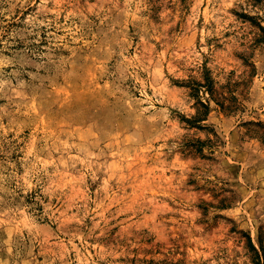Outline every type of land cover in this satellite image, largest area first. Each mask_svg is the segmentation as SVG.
<instances>
[{
  "label": "rangeland",
  "instance_id": "1",
  "mask_svg": "<svg viewBox=\"0 0 264 264\" xmlns=\"http://www.w3.org/2000/svg\"><path fill=\"white\" fill-rule=\"evenodd\" d=\"M0 264H264V0H0Z\"/></svg>",
  "mask_w": 264,
  "mask_h": 264
},
{
  "label": "trees",
  "instance_id": "2",
  "mask_svg": "<svg viewBox=\"0 0 264 264\" xmlns=\"http://www.w3.org/2000/svg\"><path fill=\"white\" fill-rule=\"evenodd\" d=\"M253 1L257 2L258 0H253ZM201 105L203 107V110L202 111L197 110V114L194 117V119H195L194 121H201V120L205 119V117L208 113V108H209L208 105L203 103V102H201Z\"/></svg>",
  "mask_w": 264,
  "mask_h": 264
}]
</instances>
